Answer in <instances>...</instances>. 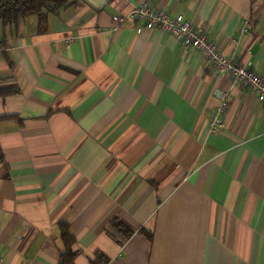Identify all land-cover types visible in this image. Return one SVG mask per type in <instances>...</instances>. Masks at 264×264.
I'll list each match as a JSON object with an SVG mask.
<instances>
[{"label": "crops", "instance_id": "0c3cea01", "mask_svg": "<svg viewBox=\"0 0 264 264\" xmlns=\"http://www.w3.org/2000/svg\"><path fill=\"white\" fill-rule=\"evenodd\" d=\"M183 14L264 75V0H78L0 19V257L60 264H264V104L143 19ZM247 31H243L246 22ZM225 126L209 131L218 93Z\"/></svg>", "mask_w": 264, "mask_h": 264}, {"label": "built area", "instance_id": "2783aa9c", "mask_svg": "<svg viewBox=\"0 0 264 264\" xmlns=\"http://www.w3.org/2000/svg\"><path fill=\"white\" fill-rule=\"evenodd\" d=\"M143 19L146 27H159L172 33L175 38L182 40L185 47L198 50L201 55L210 61L219 74L230 75L235 83L247 86L264 104V75L257 73L247 64L239 63L229 55L223 53L218 45L209 39L203 31L195 27L192 21L183 14L172 16L170 13L150 6L148 3L136 5L128 15H116L117 23H123L127 19ZM250 22L247 21L243 31H247ZM229 93H218L217 111L208 120L209 131H218L225 126L221 114L229 103ZM0 264H5L0 257Z\"/></svg>", "mask_w": 264, "mask_h": 264}, {"label": "trees", "instance_id": "16d2710c", "mask_svg": "<svg viewBox=\"0 0 264 264\" xmlns=\"http://www.w3.org/2000/svg\"><path fill=\"white\" fill-rule=\"evenodd\" d=\"M78 0H0V19L4 28L16 24L20 17L32 14L39 16L40 25L43 26L50 14H58L61 10L76 4ZM17 89L13 87H0V96H5ZM62 237L66 250L62 254L60 264H74L77 252L72 249L75 243L66 226H63Z\"/></svg>", "mask_w": 264, "mask_h": 264}]
</instances>
